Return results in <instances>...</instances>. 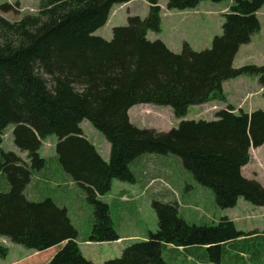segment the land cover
<instances>
[{
	"label": "trees",
	"instance_id": "1",
	"mask_svg": "<svg viewBox=\"0 0 264 264\" xmlns=\"http://www.w3.org/2000/svg\"><path fill=\"white\" fill-rule=\"evenodd\" d=\"M132 1L40 0L36 16L16 22L0 16V179L9 184L7 191L0 189V237L35 252L60 247L49 264H93L83 256L68 209L53 198L28 195L36 175L41 178L51 163L83 189L93 208L91 233L83 242L121 239L100 197L111 192L114 180L136 184L131 167L149 154L180 157L197 184L214 191L222 210L233 209L240 198L264 208V187L242 174L251 148L264 145V109L247 113L228 105L214 121H181L169 132L140 129L129 116L135 106L156 105L185 118L192 106L226 102L224 83L243 75L258 77L264 89V66H233L240 48L260 33L257 14L264 0H235L210 49L197 52L184 43L181 53L147 38L161 32L160 0H145L148 16L129 17L127 26L113 29L110 41L95 35L115 6ZM203 1L166 0V9L191 10ZM19 10V3L0 6L2 13ZM84 120L111 145L108 162L84 135ZM9 126L26 159L2 149ZM51 135L57 137L56 155L43 158L41 148ZM153 206L159 230L105 264H169L164 257L169 246L207 264H264L258 243L264 231H238L227 217L195 225L180 216L177 203ZM7 254L0 247V255Z\"/></svg>",
	"mask_w": 264,
	"mask_h": 264
},
{
	"label": "rangeland",
	"instance_id": "2",
	"mask_svg": "<svg viewBox=\"0 0 264 264\" xmlns=\"http://www.w3.org/2000/svg\"><path fill=\"white\" fill-rule=\"evenodd\" d=\"M234 1L207 0L195 9L179 12L168 11L166 0H161L159 1L163 8L161 32H149L147 38L150 41L161 40L174 53H181L184 43H188L197 52L210 49L214 37L223 34V15L229 11ZM16 3L20 4V10L17 13H2L0 11V16L16 22L27 15L36 16L39 13L40 0H0V6L3 4L15 5ZM148 13L149 4L144 0L117 6L113 9L107 25L95 35L110 41L113 38L115 27L127 26L129 17L145 19ZM258 19L262 30L253 37L250 45L243 47L240 55L236 57L233 63L235 69L245 66H264V8L258 12ZM230 86H233L232 92ZM225 87L226 102L211 101L202 108L192 106L185 118H176L170 106L141 105L132 109L131 123L140 129L169 132L177 128L181 121H214L216 112L221 110L219 107L222 106V103H224V108L233 104L237 110L239 108L253 109V111L264 109V91H261L258 77L243 75L227 81ZM243 97L245 98L243 99ZM146 107H151V110L143 109ZM250 111L252 110L246 112ZM81 129L90 142L95 145L102 158L108 162L111 145L103 133L88 120L82 122ZM13 130V126H9L5 131L2 149L20 156L21 151L14 143ZM56 142L55 135L49 136L44 141L41 148L43 158L55 157ZM263 146L259 147L260 150L251 148V162L242 169V174L248 179L257 180L264 187ZM23 158L26 159V156ZM51 167L47 169V172L41 174L42 176L39 175L41 178L36 175L34 183L28 189V195L33 200L50 197L60 203L63 200L68 204L69 216L80 235L83 256L93 264H105L108 260L121 257L124 249L131 243L144 241L150 232L159 230V219L153 206L154 201L177 203L180 216L191 224L214 225L219 223L223 217H227L235 223L238 231L248 232L256 231V229L264 231L263 207L254 206L240 198L236 207L222 210L216 204L214 191L197 184L192 173L184 167L180 157L149 154L138 159L131 167L137 177L136 184L114 180L111 192L100 197L101 201L110 206L120 236L122 238L135 236L139 239L124 243L122 240L112 243L83 242L91 233L93 208L86 201L81 187L71 183L72 181L60 182L56 164L51 163ZM1 182L0 179V184ZM37 182H40L39 185L36 184ZM39 195L42 196L38 197ZM258 243L264 246V239H259ZM0 247L8 250L6 256L0 255V264H48L50 254L32 257L33 250L11 244L6 238L0 237ZM164 257L169 264H192L184 263L183 255L175 256L169 251L164 252Z\"/></svg>",
	"mask_w": 264,
	"mask_h": 264
},
{
	"label": "crops",
	"instance_id": "3",
	"mask_svg": "<svg viewBox=\"0 0 264 264\" xmlns=\"http://www.w3.org/2000/svg\"><path fill=\"white\" fill-rule=\"evenodd\" d=\"M132 3V2H131ZM130 4V3H129ZM128 5V4H127ZM117 6H120V5H117ZM117 6H115V8L117 7ZM124 6V5H123ZM114 8V9H115ZM258 15V14H257ZM111 18V17H110ZM162 20H163V18H162ZM109 21H110V19H109ZM261 30H262V28L260 29V32H261ZM97 33V32H96ZM255 37V36H254ZM253 39V38H252ZM251 43H252V41H251ZM250 43V44H251ZM249 44V43H248ZM249 44V45H250ZM246 46H248V45H243L241 48H240V50H239V52L237 53V55H236V57L238 56V55H240V53H241V50L243 49V47H246ZM236 57H235V60H236ZM225 85H226V83H224V86H223V89H224V92L226 91V87H225ZM232 90H233V86H230V91L232 92ZM261 91L263 92L264 90L263 89H261ZM247 94H250V93H247ZM246 94V95H247ZM245 95V96H246ZM245 97H243V99H244ZM227 99V98H226ZM242 99V100H243ZM228 101V100H227ZM212 102H214V101H212ZM210 103V102H209ZM209 103H207V104H209ZM228 103L229 104H231L229 101H228ZM237 103L239 104V101H237ZM207 104H205V105H201V107L200 106H197V107H200V108H202V107H205V106H207ZM233 105V104H232ZM138 106H141V105H138ZM213 106V105H212ZM241 106V105H240ZM136 107V106H135ZM135 107H133V108H135ZM236 107V106H235ZM132 108V109H133ZM219 108H221V109H224V103H222V106H220ZM132 109L130 110V119H131V112H132ZM138 109V108H137ZM143 109H145V110H151V107H146V108H143ZM240 109V108H239ZM247 108H245V109H243L245 112L247 111V110H252V111H250V112H247V113H251V112H253V109H247ZM203 110H205V109H203ZM264 147V146H263ZM262 148V147H261ZM261 148H259V149H257V150H260ZM22 156V158L24 157V156H27L26 155V153H23V152H21V154H20V157ZM24 159V158H23ZM57 169V171L56 172H58V174H59V176H60V182H64L65 180L66 181H68V182H71V180H70V178L68 177V176H66V174H64L61 170H60V168H56ZM38 177V176H37ZM61 178H63V179H61ZM2 180V183H1V188L0 189H2V190H4V191H7L8 189H9V184H8V182L6 181V179H1ZM42 182V181H41ZM39 183L40 182H37L36 184L37 185H39ZM71 183H73V182H71ZM70 183V184H71ZM72 185V184H71ZM76 185V184H75ZM73 186V185H72ZM78 186V185H77ZM61 187H62V185H61ZM40 196H42V195H39L38 197H40ZM40 199H42V198H37V199H34V200H40ZM60 203V202H59ZM61 203H62V206H63V204L65 205V207L68 209L69 208V206H68V204L65 202V201H63V200H61ZM60 203V204H61ZM69 211V210H68ZM256 230H259V229H256ZM259 231H261V230H259ZM122 238V237H121ZM139 239V237H135V236H132V237H126V238H122L121 240H122V243H124V242H126V241H129V240H138ZM121 240H119V241H121ZM141 240V239H140ZM118 242V241H117ZM81 245H82V243L80 244V247H81ZM60 249V247H57V248H52V249H49V250H47V251H45V252H35L34 251V254H32L31 256L32 257H35V256H39V255H41V254H46V253H48V254H50L49 255V257H48V264H49V262H50V259L53 257V255L58 251ZM185 249H183V248H178V249H176V248H173L172 246H169L168 247V251H174V252H177L178 253V255H186V253H185V251H184ZM173 252V253H174ZM171 254H172V252H170ZM176 254V253H175ZM177 255V256H178ZM30 256V257H31ZM176 256V255H175ZM246 257V256H245ZM244 257V258H245ZM185 258V257H184ZM183 262L184 263H192V264H207V263H203V262H201V261H196V260H194L192 257H190L189 255H187V258L186 259H183ZM247 264H250L249 262H247Z\"/></svg>",
	"mask_w": 264,
	"mask_h": 264
}]
</instances>
